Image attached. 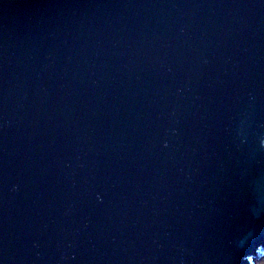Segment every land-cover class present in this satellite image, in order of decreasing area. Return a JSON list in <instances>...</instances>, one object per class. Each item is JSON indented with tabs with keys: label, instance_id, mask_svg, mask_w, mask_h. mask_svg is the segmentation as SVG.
<instances>
[{
	"label": "water",
	"instance_id": "water-1",
	"mask_svg": "<svg viewBox=\"0 0 264 264\" xmlns=\"http://www.w3.org/2000/svg\"><path fill=\"white\" fill-rule=\"evenodd\" d=\"M264 0H0V264H254Z\"/></svg>",
	"mask_w": 264,
	"mask_h": 264
},
{
	"label": "clouds",
	"instance_id": "clouds-1",
	"mask_svg": "<svg viewBox=\"0 0 264 264\" xmlns=\"http://www.w3.org/2000/svg\"><path fill=\"white\" fill-rule=\"evenodd\" d=\"M255 258H257L259 261H258V263H260L261 262V260H264V251L262 252V253H260L259 255H257Z\"/></svg>",
	"mask_w": 264,
	"mask_h": 264
},
{
	"label": "rangeland",
	"instance_id": "rangeland-1",
	"mask_svg": "<svg viewBox=\"0 0 264 264\" xmlns=\"http://www.w3.org/2000/svg\"><path fill=\"white\" fill-rule=\"evenodd\" d=\"M254 259V264H264V260H261V262L260 263H258V261L260 260H258L257 258H253Z\"/></svg>",
	"mask_w": 264,
	"mask_h": 264
}]
</instances>
